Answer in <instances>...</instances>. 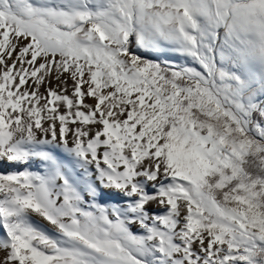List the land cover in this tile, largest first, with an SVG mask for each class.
<instances>
[{
  "label": "snow or ice",
  "instance_id": "snow-or-ice-1",
  "mask_svg": "<svg viewBox=\"0 0 264 264\" xmlns=\"http://www.w3.org/2000/svg\"><path fill=\"white\" fill-rule=\"evenodd\" d=\"M0 264H264V0H0Z\"/></svg>",
  "mask_w": 264,
  "mask_h": 264
}]
</instances>
